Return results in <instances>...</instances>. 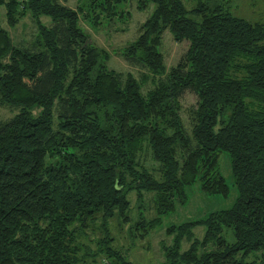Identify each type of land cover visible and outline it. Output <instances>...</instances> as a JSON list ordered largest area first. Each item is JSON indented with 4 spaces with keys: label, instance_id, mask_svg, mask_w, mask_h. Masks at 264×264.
<instances>
[{
    "label": "trees",
    "instance_id": "16d2710c",
    "mask_svg": "<svg viewBox=\"0 0 264 264\" xmlns=\"http://www.w3.org/2000/svg\"><path fill=\"white\" fill-rule=\"evenodd\" d=\"M80 1L0 0V104L16 109L0 118V264H134L111 227L131 221L130 194H153L156 215L130 226L145 238L201 170L204 191L229 195L220 152L230 156L238 197L168 227L175 236L164 264H264V19L238 14L230 0H139L154 8L121 49L146 67L139 78L110 68V50L80 23L83 14L96 27L126 21L129 0ZM2 7L12 27L27 14L35 20L29 44L14 41ZM166 29L190 42L170 68ZM186 91L197 95L191 131L181 114ZM145 152L159 176L141 163Z\"/></svg>",
    "mask_w": 264,
    "mask_h": 264
},
{
    "label": "rangeland",
    "instance_id": "374dc122",
    "mask_svg": "<svg viewBox=\"0 0 264 264\" xmlns=\"http://www.w3.org/2000/svg\"><path fill=\"white\" fill-rule=\"evenodd\" d=\"M64 3L76 7L81 3L80 0H61ZM188 6L197 3L198 0H184ZM217 1V0H214ZM224 1V0H218ZM139 0H129L125 8L130 10L129 17L126 21H121L118 18L112 19L110 22L104 21L102 25L96 27L91 20L81 15V25L89 31L92 38L99 45L107 48L111 52V57L108 60L110 68L118 71L133 72L137 77H141L146 67L140 63L128 61L121 53V49L140 33L142 22L149 16L154 8L151 3L144 9L138 7ZM235 12L252 19H264V0H230ZM3 25L7 27L16 43L27 45L30 43L34 33L37 30L35 20L30 14L25 15L15 27L7 23L5 16V8H1ZM44 21L50 22L47 16L42 17ZM190 42L186 39L177 41L174 39L172 32L166 29L163 33L161 49L165 56V62L168 68L175 65L189 48ZM153 86L152 81L143 84V91L146 92ZM182 103L181 114L185 126L189 131L192 129L191 108L196 106L197 95L192 91H186L180 98ZM16 109L0 104V118L7 120L13 116ZM140 161L151 172L159 176L157 170L158 163L155 162L150 152H145L140 156ZM217 169L225 177L226 182L230 187L228 196L221 194H211L202 189L201 170L197 181L186 188L185 198H175V210L163 216L162 224L154 228L145 238H135L130 233V226L133 227L136 222L142 219V216L147 218L156 215V209L153 202V194L146 193L144 199L139 200L135 192L130 194L131 211L130 222L125 223L122 227L118 225L117 220L111 221L113 234L117 237V245L126 250L129 259L134 264H164L166 258L164 254V245H172L174 243L175 234H168L167 229L172 225H178L188 221H197L205 219L210 213L231 208L237 197L238 189L234 183L232 172L231 159L227 152L218 154ZM122 225V224H121ZM122 228V229H121ZM195 237L202 239L205 235V225L198 224L193 228ZM229 241H234L232 232L227 234ZM190 241L182 242V251L188 249ZM252 256H250L251 258ZM249 258V259H250Z\"/></svg>",
    "mask_w": 264,
    "mask_h": 264
}]
</instances>
